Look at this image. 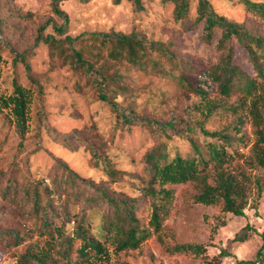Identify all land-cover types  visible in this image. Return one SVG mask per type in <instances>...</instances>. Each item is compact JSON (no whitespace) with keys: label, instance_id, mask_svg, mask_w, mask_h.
I'll list each match as a JSON object with an SVG mask.
<instances>
[{"label":"trees","instance_id":"16d2710c","mask_svg":"<svg viewBox=\"0 0 264 264\" xmlns=\"http://www.w3.org/2000/svg\"><path fill=\"white\" fill-rule=\"evenodd\" d=\"M63 1L53 0L54 13L64 20L60 26L53 25L60 36L66 33L69 22L67 13L60 8ZM122 1L114 0V3L119 5ZM128 1L136 10L144 9L143 0ZM237 1L244 5L253 20L251 24L238 23L219 14L210 0H197L194 25L202 26L201 37L207 44L216 42L220 59L203 71L196 82L188 79L183 69L184 61L173 53L171 42L155 41L138 31L83 32L75 37L65 35L60 39L45 34L50 24L47 21L37 26L32 44L22 53L12 50L16 58L23 61L25 55L40 43L61 48L64 52L69 49L67 57L84 81L78 88L86 90L95 101L109 109L114 117V129L123 131L139 126L149 130L157 142L141 160L145 175L138 196L113 191L106 181L84 178L58 157L54 159L49 175L50 183L27 178L18 188L15 181L9 178V183L2 189L4 196H11L23 209L24 216L33 221L24 228H0V246L13 252L16 264H109L111 253L120 257L138 251L151 235H156L164 254L203 255L206 253L205 246L178 244L164 235L162 222L177 197L216 208L221 224H224L222 217L227 214L245 215L249 204L248 192L254 186L247 168H258L264 173V0ZM161 2L173 5L176 21L188 19L192 0ZM13 13L23 23L34 19L31 12L13 10ZM3 26L4 21L0 18V34ZM154 52L161 56L159 60L153 56ZM239 52L243 53L250 70L236 62ZM104 53L108 61L98 65ZM110 62H113V71L108 69ZM164 62L172 69H182L179 82L190 94L198 97L197 102L186 108L185 115L171 111L166 119L151 118L138 113L132 105L122 106L117 101L118 97L126 99L133 92L129 77L119 72L117 63L126 65L127 69L151 66L154 71L164 72L167 71ZM26 68L31 72L28 64ZM37 86L38 92H41L40 83ZM34 94L32 88L14 82L10 95H0V107L8 110L4 117L14 127L21 148H24L29 133ZM221 109L235 115L236 119L227 123L226 131H208L204 122ZM244 109L248 119L242 116ZM193 112L202 117L195 124L189 116ZM246 122L251 124L255 142L245 160L234 146H247L245 136L238 135L243 132ZM197 130L205 139L213 141L199 144L192 137ZM230 130H235L236 134L231 135ZM174 136L189 140L193 156H170L164 140ZM70 137L63 136L67 138L66 144L71 142ZM84 142L95 166L104 163L105 173L111 182L124 176L125 172L118 170L102 150L107 144L103 137L85 138ZM38 149L40 147L35 150ZM256 183L260 190V179ZM142 208L150 210L147 226L138 215ZM94 210L101 218V236L95 235L89 225V214ZM70 223H73L72 228ZM248 229L251 227L246 225L244 235L236 240L245 241ZM163 236L166 239L163 240ZM257 258L264 263L261 249ZM251 262L261 264L258 260Z\"/></svg>","mask_w":264,"mask_h":264},{"label":"rangeland","instance_id":"374dc122","mask_svg":"<svg viewBox=\"0 0 264 264\" xmlns=\"http://www.w3.org/2000/svg\"><path fill=\"white\" fill-rule=\"evenodd\" d=\"M210 2L219 14L231 20L248 24L253 21L244 5L237 0ZM196 5L197 0H192L191 12L186 21H176L173 5L164 4L161 0H143L142 11L136 10L128 0H123L119 5L114 0H65L60 3V8L67 13L69 19L64 36L75 37L83 32L93 31H138L149 39L171 42L174 45L173 53L184 61L183 69L188 79L196 82L203 71L220 59L216 42L207 44L201 37L202 26L194 25ZM13 10L31 12L34 19L23 23ZM0 18L4 21L0 34V95H10L14 90V82L32 88L35 93L24 148L19 146L20 140L14 127L4 117L8 110L0 107V228L19 229L33 223L24 216L23 209L11 196H4L2 189L9 183V178L15 181L18 188L27 178L50 183L49 175L56 157L67 162L71 169L84 178L96 182L106 181L113 191L132 197L140 195L145 175L141 160L145 152L157 144L151 132L139 126L123 131L114 129V117L109 109L95 101L86 90L78 88L84 81L67 57L69 49L64 52L61 48L40 43L25 55L23 61L12 52L14 49L22 53L29 47L37 26L47 21L50 24L45 34L64 38L63 35H57L53 28V25L60 26L64 23L53 11V0H0ZM153 56L157 60L161 58L157 52ZM106 61L108 57L104 53V58L99 60L98 65ZM236 62L250 70L243 53H238ZM111 65L113 62L108 63V69L113 71ZM116 67L121 74H127L133 89L129 97H118L117 101L122 106L132 105L142 115L162 119H166L171 111L185 115L186 108L198 101V97L190 94L179 82L182 69H172L166 62L164 67L167 71L164 72L154 71L151 66L127 69L126 65L117 63ZM38 83L41 92H38ZM243 115L246 116L245 109ZM189 116L193 124L202 120L195 112ZM235 119V115L221 109L204 122V126L210 132L226 131L224 128L227 123ZM230 134L235 135V130H230ZM242 134L247 146L236 144L234 147L246 160L255 142L249 122H246L243 132L238 135ZM68 135L71 136V142L66 144L67 138L63 136ZM96 136L107 141L102 150L118 170L125 172L115 182H111L106 175L104 163L95 166L90 151L84 145L85 138L94 139ZM192 137L201 145L206 141H213L211 138L205 139L199 130ZM164 141L170 156H193L192 146L186 137L174 136ZM37 147L40 149L35 150ZM247 173L254 186L248 192L249 204L244 216L227 214L222 217L224 224H221L216 208L192 203L181 197L173 201L170 212L165 216L162 222L164 235L173 238L178 244L203 245L206 247L205 254H164L156 241V235H151L138 251L120 257L111 253L109 264H233L256 260L264 264L257 258L260 249L264 252V236H261L264 233V173L261 169L252 167L247 168ZM258 179L261 182L260 190L256 187ZM138 215L147 226L150 210L142 208ZM72 225L70 223L69 227L72 228ZM89 225L95 235L101 236L99 212H90ZM246 225L251 227L245 231L247 239L236 240L244 235ZM164 239L166 238L163 236ZM0 264H16L13 252L1 246Z\"/></svg>","mask_w":264,"mask_h":264},{"label":"built area","instance_id":"2783aa9c","mask_svg":"<svg viewBox=\"0 0 264 264\" xmlns=\"http://www.w3.org/2000/svg\"><path fill=\"white\" fill-rule=\"evenodd\" d=\"M233 264H259V262L240 261V262H235Z\"/></svg>","mask_w":264,"mask_h":264}]
</instances>
